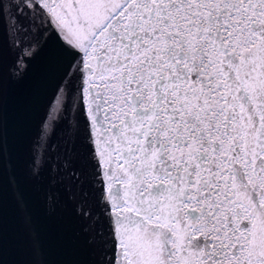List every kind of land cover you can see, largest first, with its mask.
<instances>
[{"label": "snow or ice", "instance_id": "obj_1", "mask_svg": "<svg viewBox=\"0 0 264 264\" xmlns=\"http://www.w3.org/2000/svg\"><path fill=\"white\" fill-rule=\"evenodd\" d=\"M50 43L9 145L6 92ZM54 241L58 264H264V0H0V264Z\"/></svg>", "mask_w": 264, "mask_h": 264}, {"label": "water", "instance_id": "obj_2", "mask_svg": "<svg viewBox=\"0 0 264 264\" xmlns=\"http://www.w3.org/2000/svg\"><path fill=\"white\" fill-rule=\"evenodd\" d=\"M53 56L54 48L50 43L31 62V69L24 81L17 86L10 85L6 92L5 134L9 145H22L25 149L31 146L52 94L48 71L52 66ZM51 228L55 230L56 225L52 224ZM6 258L13 259L11 255ZM69 258L54 241L49 256L53 264Z\"/></svg>", "mask_w": 264, "mask_h": 264}]
</instances>
